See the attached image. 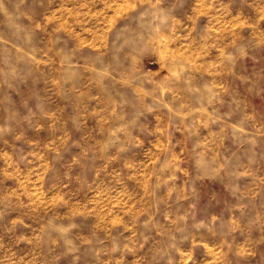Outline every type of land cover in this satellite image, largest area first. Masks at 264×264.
I'll use <instances>...</instances> for the list:
<instances>
[{"label":"rangeland","instance_id":"374dc122","mask_svg":"<svg viewBox=\"0 0 264 264\" xmlns=\"http://www.w3.org/2000/svg\"><path fill=\"white\" fill-rule=\"evenodd\" d=\"M0 264H264V0H0Z\"/></svg>","mask_w":264,"mask_h":264}]
</instances>
